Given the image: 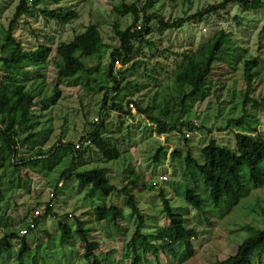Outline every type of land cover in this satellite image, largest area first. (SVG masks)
Wrapping results in <instances>:
<instances>
[{
  "label": "rangeland",
  "instance_id": "1",
  "mask_svg": "<svg viewBox=\"0 0 264 264\" xmlns=\"http://www.w3.org/2000/svg\"><path fill=\"white\" fill-rule=\"evenodd\" d=\"M27 1L30 4L32 0ZM221 1L152 0L145 14H159L165 20L174 21L192 16ZM121 2L134 3L138 9L145 4V0H64L58 4L51 0H41L38 4L39 10L66 7L76 11L78 16L69 23L59 24L45 18L41 11L37 10L24 14L13 29L14 37L25 48L33 49L38 44L50 43L53 47L51 56H54L55 49L61 42L70 41L75 34L81 33L86 26L93 23L99 26L103 42L109 49L101 60L95 56L84 58L89 71L77 76L76 85L61 83L55 87L56 70L53 63L48 60L42 66L44 88L40 97L35 98L32 107L34 120L37 122L34 131L44 133L45 129L50 127L51 131L42 149L36 147L28 153L20 154V158H36L38 161L36 164L26 165L27 168L20 172V176L28 172L30 194H27L22 186V189L14 187L18 182L16 178L19 173L14 174L8 164L5 168H0L5 194L4 201L0 203V217H10L11 219L6 220L16 222L30 205H35L37 211L44 212L46 205L50 203L52 213L43 217L39 227L27 236L32 249L38 242H44L43 245L47 248L49 243L46 241L45 231L52 235L54 247L59 249L57 241L60 237V220L69 224L72 231L64 239L68 248L61 252L62 259L57 262L56 259L50 258L47 264H89L81 258V241L75 231L77 218L93 229L91 233L101 241V250L97 252L96 259L107 258L104 264H131V259H123L122 250L134 231L135 217L126 206V198L123 195L109 196L105 200H100V197L92 200L88 196L89 188L81 189L75 177H71L69 180L58 182V191L53 197L61 171L72 163L74 170L78 171L104 168L110 181L118 186L138 179L139 183L146 182L148 187H154L145 193H135L137 204L146 220L142 229L144 234L153 233L168 224L159 197L161 189L169 199L173 211L181 215L188 226L197 230L198 235L192 238V255L185 252L183 244H179L175 247V255L166 250L161 252L160 264H215L217 260L232 255L238 244L247 236L254 234L256 230L264 229V183L261 186L249 185L248 192L239 203L229 211L223 212L224 205L215 207L211 202L207 183L200 177L192 176L191 171H186L184 156L190 150L198 161H202L201 149L211 139L221 146L233 148L235 133L250 130L252 127L258 134L264 135V7L243 9L236 3H230L226 9L216 10L202 19H193L178 30L169 29L163 32H158V22L152 21L151 33L145 37L148 43L132 41L136 49L132 58L126 63L115 61L112 69L113 75L119 81L123 108H129L130 114L108 108L111 97L115 94L113 90L109 92L106 100L107 109L101 112L104 123V128L100 131L101 136L116 145L120 152L119 158L115 161H105L88 141L85 145L89 146L84 147L82 156L73 162L74 150L67 144H75L74 147L77 148L78 139L93 128V122L100 121L105 91L87 89L85 81L93 77L99 84L102 82V75L105 73L103 65L108 62V52L118 43L113 23H118L119 28L125 30L133 22L132 14L121 16L114 11L113 7ZM17 3L18 0H0V30L7 27ZM141 24L140 18L137 26ZM219 30L228 33L227 57L216 64L200 94L188 99L181 112L180 93L174 90L172 73L183 61L184 52L200 48ZM45 34H49L52 39L46 40ZM251 57L257 59L258 66L254 70L252 91L243 106L247 86L244 79V62ZM96 67H100L99 73L94 71ZM26 68L31 72L29 84L37 78L36 68L34 65H26ZM4 83V75L0 73V84ZM89 85L95 87L91 81ZM255 101L260 104L255 105ZM14 102L15 100L12 105ZM136 105L142 108L152 107L149 113L167 122L171 123L179 117L181 121L194 123L199 129L187 131V140L181 134H158L157 124L151 122L146 115L140 114ZM167 109L164 113L163 110ZM240 117L243 118L242 125L232 122L228 126L230 119ZM59 139L66 147L59 148L49 158L39 159V153L47 151L55 144L58 145ZM160 148H163L165 156H161L159 161H154V156ZM173 153L180 156L174 157ZM188 187L200 195L203 213L190 207L184 200L183 193ZM99 203L107 206L115 204L121 209L123 218L118 222L119 231L114 230L112 218H107L101 223L95 221L93 208ZM24 221L25 225L28 224V219ZM2 232L3 229L0 228V236ZM71 243L80 249L78 255L70 248ZM112 247L117 249L115 255L113 252L107 253ZM11 248L16 251L18 242L11 241ZM4 251L0 255V264H16L15 258L7 259L4 256ZM31 254L32 252L27 257L26 264H31ZM149 259L150 264H156L153 256L149 255ZM252 260V264H264V258L261 262L256 257ZM40 263L39 257L38 264Z\"/></svg>",
  "mask_w": 264,
  "mask_h": 264
},
{
  "label": "trees",
  "instance_id": "2",
  "mask_svg": "<svg viewBox=\"0 0 264 264\" xmlns=\"http://www.w3.org/2000/svg\"><path fill=\"white\" fill-rule=\"evenodd\" d=\"M51 1L58 4L64 0ZM40 2L41 0H32L29 4L27 0H18L7 27H2L0 30V38L2 37L0 42V73L5 78V83L0 84V168H5L4 166L8 164L13 169L14 174L19 173L16 178L18 182L15 183L14 187L21 188L22 186L27 194L31 193L28 172L23 173V176H20V172L22 169L27 168L26 165L36 164L38 161L36 158H20V154L28 153L36 147L42 149L51 131V127L46 128L44 133L34 131L37 122L34 120L35 113L32 107L35 104V98L40 97L44 88L42 66L48 60L53 63L56 70L55 87L61 83L71 86L76 85L77 76L89 71L84 58L95 56L98 60H101L109 49L103 42L99 26L93 23L86 26L81 33L75 34L70 41L61 42L56 47L54 56H51L53 47L50 43L38 44L33 49L25 48L14 37L13 29L24 14L39 10L38 4ZM230 3H236L243 9H260L264 7L263 0H222L218 4L207 6L192 16L174 21L165 20L159 14L146 15L145 12L151 6L152 0H145V4L140 9L134 3L127 4L124 2L113 7L114 11L121 16L132 14L133 22L125 30H121L118 23H113L112 27L118 43L112 46L108 52V62L103 65L105 73L102 75V82L99 84L93 77L85 81L86 86H88L86 87L87 89L96 91L105 89L100 116L101 112L107 109L106 100L112 90L115 91V94L111 97V103L108 108L130 114L129 108L127 110L123 108V97L120 94L119 81L113 75L112 69L115 61L126 63L132 58L136 51L132 41H138L140 44L148 43L145 37L151 33L150 23L152 21L156 20L158 22V32L169 29L178 30L193 19H202L216 10L226 9ZM39 11L45 18L54 20L59 24L69 23L78 16L76 11L66 7H61L57 10L40 9ZM140 18L142 19V24L137 26ZM44 36L48 41L52 39L49 34ZM227 38L228 33L226 31H216L200 48L183 53V61L172 73L174 90L180 93L179 106H181V112L188 99L200 94L216 64L227 57ZM26 65H34L36 68L35 74L37 78L29 84L31 72L27 70ZM257 66L258 62L254 57L244 62V79L247 86L244 92L243 106L246 105L249 98L248 95L252 91L254 70ZM94 71L99 73L100 67H96ZM90 81L95 84V87L89 85ZM14 100L15 102L12 105ZM44 100L45 98L42 102ZM254 103L255 105L260 104L257 101ZM128 104L133 105L131 102H128ZM136 107L140 114L146 115L151 122L157 124L156 131L158 134L175 133L181 134L185 138L187 131L193 132L199 129L194 123L181 121L179 117L170 123L153 116L149 113L152 107L142 108L139 105H136ZM167 111L168 109L163 110L164 113ZM232 122L242 125L243 118L230 119L228 126ZM92 125L93 128L91 127L90 131H87L78 139L80 145L78 148L74 147L75 144H67L74 150L73 162L77 157L82 156L84 147L89 146L85 145L88 141L94 145L105 161L117 160L120 152L116 145L104 140L100 133L104 128L103 117L101 116L100 121L98 123L93 122ZM58 145H53L47 151H41L39 159L49 158L59 148L66 147V144L62 143L61 139L58 140ZM201 153L202 161H198L190 150L187 151L184 156L186 171H191L192 176L194 175L195 178L200 177L207 183L211 202L215 207L224 205L223 212L229 211L239 203L240 199L248 192L249 185L261 186L264 183V135L258 134L254 127L250 130L236 132L235 146L233 148L221 146L216 140L211 139L201 149ZM164 154L163 148H160L154 156V161H159L161 156H165ZM172 156L179 157L180 154L173 153ZM74 169V164L72 163L71 166L61 171L58 181H56L53 197L57 194L58 182L69 180L71 177H75L81 189L89 188L90 193L88 191L87 193L92 200L99 197L100 200H105L109 196L123 195L126 198V206L135 217L134 231L131 238L123 245V259H131V264H150L149 255H151L155 263L160 264L161 252L166 250L175 255V247L179 244L184 245L187 254H193L192 238H195L198 232L194 227L188 226L187 221L185 222L181 215L173 211L163 189L160 190L159 197L163 203V211L166 214L168 224L165 227L156 229L153 233L144 234L142 229L146 220L137 204L135 193H145L154 187H148L146 182L139 183L138 179L129 180L122 186H118L110 181L104 168H92L82 171ZM14 181L15 179L13 183ZM133 189L136 191H133ZM4 197L5 194L0 177V203L4 201ZM183 198L190 207L203 213L202 199L193 188L188 187L183 193ZM49 204L46 205L44 212L39 211L38 215H35V211L38 210L36 206L30 205L26 213L21 215L19 221L16 222L6 220L7 218L11 219L10 217H0V228L3 229L2 236H0V249L3 248L2 250H5L4 256L7 259L15 258L16 264H26L27 257L31 252V264H38L39 257L41 259L40 264H47V260L50 258L56 259L57 262L62 259L63 253L61 252L68 248L64 239L72 231L69 224L61 220L58 222L60 237L57 242L59 243V249L54 247V241L51 239L52 235L47 231L44 232L47 235L46 241L49 243L47 248L43 245L44 242H38L32 249L31 244L27 241L28 234L39 227L41 219L52 213V208ZM93 214L95 221L98 223L104 222L107 218H112L114 230H120L118 222L123 218V213L117 205L111 204L107 206L104 203H99L94 206ZM25 219H28V224L26 225ZM75 227V231L81 241V258H84L89 264H104L107 258L105 260L95 258L99 249L101 250V241L91 233L93 229L86 226L84 221L79 218L76 219ZM22 230L26 231L23 235L21 234ZM11 241L18 242L16 251L11 248ZM69 246L74 254L78 255L80 249L73 243ZM3 251L2 253L0 252V255L3 254ZM110 252L115 255L117 249L112 247L107 253ZM253 257H256L260 262L264 258V229L256 230L254 234L247 236L238 244L236 251L232 255L217 260L215 264H252ZM70 259L73 262L72 256Z\"/></svg>",
  "mask_w": 264,
  "mask_h": 264
},
{
  "label": "built area",
  "instance_id": "3",
  "mask_svg": "<svg viewBox=\"0 0 264 264\" xmlns=\"http://www.w3.org/2000/svg\"><path fill=\"white\" fill-rule=\"evenodd\" d=\"M76 146L78 148L80 146L79 143H77ZM164 179H166V178L164 177ZM38 214H39V211H35V215H38ZM25 232H26L25 230H22L21 234L23 235V234H25Z\"/></svg>",
  "mask_w": 264,
  "mask_h": 264
}]
</instances>
